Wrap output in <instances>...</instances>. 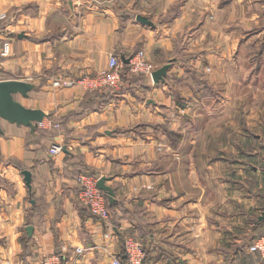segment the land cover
Segmentation results:
<instances>
[{
	"label": "crops",
	"instance_id": "obj_1",
	"mask_svg": "<svg viewBox=\"0 0 264 264\" xmlns=\"http://www.w3.org/2000/svg\"><path fill=\"white\" fill-rule=\"evenodd\" d=\"M1 14L0 80L35 84L17 96L48 117L1 121L0 264H112L126 237L148 264H264L250 251L264 234V0H0ZM140 52L152 72L132 89L102 82L111 55L128 72ZM81 175L109 178L108 219L80 201Z\"/></svg>",
	"mask_w": 264,
	"mask_h": 264
},
{
	"label": "built area",
	"instance_id": "obj_2",
	"mask_svg": "<svg viewBox=\"0 0 264 264\" xmlns=\"http://www.w3.org/2000/svg\"><path fill=\"white\" fill-rule=\"evenodd\" d=\"M6 18V14L0 15V20ZM11 52V42L9 38L0 33V56H9ZM144 53L140 52L137 55L131 57L129 60V68L132 72H152L151 64L147 63L143 57ZM122 69L123 64L121 60L116 55H111L109 59V67L105 73L102 75L103 83L106 85H114L120 83L122 80ZM88 84H91L90 80H83ZM75 83V81L70 79H56L53 82L55 87H66L71 86ZM63 147L61 145H54L51 148V152L53 154H57L62 151ZM79 185H80V193L79 199L82 201L87 207L90 209L91 213L99 217L100 219L106 220L110 216V208L108 206V200L106 196L102 193V191L98 188V180L90 177L88 175L79 176ZM111 233H106V237H110ZM140 244L129 238L126 241L125 247V256L127 263L126 264H142L141 258L143 256V252L141 250ZM83 249L77 248L78 253H83ZM251 252H258L264 257V234L260 235L257 240L250 246ZM63 256L62 254H53L49 255L45 258L43 264H63ZM112 264H123L120 257H115Z\"/></svg>",
	"mask_w": 264,
	"mask_h": 264
},
{
	"label": "water",
	"instance_id": "obj_3",
	"mask_svg": "<svg viewBox=\"0 0 264 264\" xmlns=\"http://www.w3.org/2000/svg\"><path fill=\"white\" fill-rule=\"evenodd\" d=\"M137 19L144 24L151 23L149 19L144 16H138ZM124 61L128 62L129 60L124 59ZM169 68L170 64H167L154 71V81L156 83L163 81ZM35 88V84L26 80H0V136L3 133V128L1 126L2 120H6L10 123H15L19 126H27L35 131L38 126L44 121V119L48 117V114H46L42 109L27 107L16 98L17 95H22L24 98H29L30 92ZM23 174L26 185L29 187V189H31V172L29 170H24ZM106 180H109V178L106 176L101 177L98 181V187L107 194L110 203H114L115 191L112 187L106 185ZM261 220H264V211L262 212ZM27 230L28 233L31 234L33 231V227L28 226Z\"/></svg>",
	"mask_w": 264,
	"mask_h": 264
},
{
	"label": "rangeland",
	"instance_id": "obj_4",
	"mask_svg": "<svg viewBox=\"0 0 264 264\" xmlns=\"http://www.w3.org/2000/svg\"><path fill=\"white\" fill-rule=\"evenodd\" d=\"M121 63H122V61H121ZM207 70H210V68L209 67H207ZM127 70H125V69H123L122 70V80L120 81V83L119 84H117L116 86H114V85H109L108 87H110V88H112V90H114V91H118L119 89H125V88H128V86H129V88H131V86H132V84H134L135 83V79H136V77H138L137 75H140V74H142V73H147V72H139V73H135V72H132L131 70H130V68H129V71L127 72ZM137 84V83H136ZM132 89V88H131ZM17 99L18 100H20V101H22V98L20 97V96H17ZM186 104H187V101H186ZM257 115H258V112H256L255 114H254V116H256L257 117ZM187 117H189V119L192 117V115L191 114H189ZM191 120V119H190ZM98 184V183H97ZM99 188V187H98ZM100 189V188H99ZM101 190V189H100ZM102 191V190H101ZM102 193L106 196V198H107V200H108V196H107V194L104 192V191H102ZM109 201V200H108ZM129 238H131L132 239V237H126L125 238V240H124V248H123V254H125V247H126V241L129 239ZM135 239H136V237H134ZM134 240V239H133ZM136 241V240H135ZM139 244H140V246H141V250H142V252H143V256L144 257H142L141 258V263L142 264H148V262H147V256H146V251H145V249H144V246L142 245V243L141 242H139V241H137ZM255 242V241H254ZM258 253V252H257ZM123 254H121V255H123ZM260 254V253H259ZM261 255V254H260ZM121 261L122 262H124V261H126V258H125V256L123 257V259L121 258Z\"/></svg>",
	"mask_w": 264,
	"mask_h": 264
},
{
	"label": "trees",
	"instance_id": "obj_5",
	"mask_svg": "<svg viewBox=\"0 0 264 264\" xmlns=\"http://www.w3.org/2000/svg\"><path fill=\"white\" fill-rule=\"evenodd\" d=\"M123 257H124L123 255H120V258H122V259H123Z\"/></svg>",
	"mask_w": 264,
	"mask_h": 264
}]
</instances>
